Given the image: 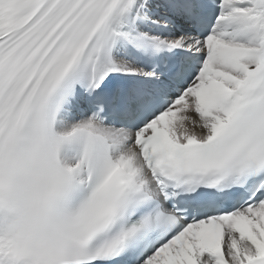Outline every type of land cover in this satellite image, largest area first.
<instances>
[{
  "label": "snow or ice",
  "instance_id": "snow-or-ice-1",
  "mask_svg": "<svg viewBox=\"0 0 264 264\" xmlns=\"http://www.w3.org/2000/svg\"><path fill=\"white\" fill-rule=\"evenodd\" d=\"M0 264H264V0H0Z\"/></svg>",
  "mask_w": 264,
  "mask_h": 264
}]
</instances>
